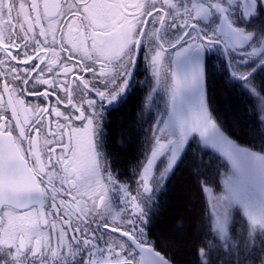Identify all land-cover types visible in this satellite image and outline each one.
<instances>
[{
    "label": "snow or ice",
    "instance_id": "6c2138e0",
    "mask_svg": "<svg viewBox=\"0 0 264 264\" xmlns=\"http://www.w3.org/2000/svg\"><path fill=\"white\" fill-rule=\"evenodd\" d=\"M212 51L227 87L264 92V0H0V264H174L152 219L189 153L221 179L201 184L195 264H264V97L242 146L209 107ZM145 85L164 107L132 174L114 172L109 118Z\"/></svg>",
    "mask_w": 264,
    "mask_h": 264
},
{
    "label": "trees",
    "instance_id": "16d2710c",
    "mask_svg": "<svg viewBox=\"0 0 264 264\" xmlns=\"http://www.w3.org/2000/svg\"><path fill=\"white\" fill-rule=\"evenodd\" d=\"M205 71L209 107L222 131L242 146L259 144L262 132L256 97L247 95L239 84L226 86L228 71L221 56L208 54ZM260 81L258 75L253 84L258 85ZM261 94L264 96V92ZM158 110L153 104L145 108V103L139 104L138 97L134 103L113 113L105 151L114 172L132 174V165L142 159L145 132L149 123L155 122ZM198 156L199 153L186 155L157 193L158 207L152 219L151 237L174 264H195L194 242L202 235L205 210L210 213L201 191L205 176L215 180L214 190L220 187V177L215 175L217 162L209 164V157L204 156L201 163ZM179 221H183L182 227H177Z\"/></svg>",
    "mask_w": 264,
    "mask_h": 264
},
{
    "label": "flooded vegetation",
    "instance_id": "af4514ba",
    "mask_svg": "<svg viewBox=\"0 0 264 264\" xmlns=\"http://www.w3.org/2000/svg\"><path fill=\"white\" fill-rule=\"evenodd\" d=\"M239 4H240V0H237V6H239ZM238 10H240V11H242V9H240L239 7H238ZM210 53H213L214 55H218V56H220L219 55V53L217 52V51H212V52H210ZM210 53H208V54H210ZM207 54V55H208ZM205 61H206V59H205ZM137 79L139 80V81H142L143 79H144V72H143V70H141L140 71V74H139V76L137 77ZM139 86V85H138ZM151 91V87L149 86V85H145L144 86V88H143V91L139 94V104L140 103H145V101H146V97L148 96V93ZM162 97H163V93H153V100H152V102H151V104H153V105H156L158 108H159V110L157 111V114L159 115L160 113H161V111H162V109H163V107H164V104H163V99H162ZM139 109V108H138ZM115 112V111H114ZM113 112V113H114ZM113 115V114H112ZM111 118V117H110ZM109 118V119H110ZM105 148H106V145H105ZM151 239H153L152 237H151ZM154 240V239H153Z\"/></svg>",
    "mask_w": 264,
    "mask_h": 264
},
{
    "label": "rangeland",
    "instance_id": "374dc122",
    "mask_svg": "<svg viewBox=\"0 0 264 264\" xmlns=\"http://www.w3.org/2000/svg\"><path fill=\"white\" fill-rule=\"evenodd\" d=\"M256 97V100H258V104H259V106H260V98L261 97H264L261 93L259 94V96H255ZM259 106H258V112H259V116H260V118H261V113H260V110H259ZM226 134V133H225ZM227 135V134H226ZM221 185V179L219 180V186ZM213 189H214V186H213ZM214 191H216V192H219L220 191V187H219V189H217V190H214ZM205 199H206V201H207V204H208V207H209V211L211 212L212 211V208H211V201H212V197L211 196H207L206 194H205Z\"/></svg>",
    "mask_w": 264,
    "mask_h": 264
}]
</instances>
